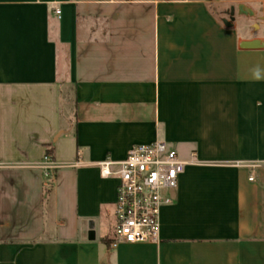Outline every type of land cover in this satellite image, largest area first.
Listing matches in <instances>:
<instances>
[{
  "label": "crops",
  "instance_id": "1",
  "mask_svg": "<svg viewBox=\"0 0 264 264\" xmlns=\"http://www.w3.org/2000/svg\"><path fill=\"white\" fill-rule=\"evenodd\" d=\"M236 1L0 0V264H264V26ZM155 141L176 199L114 247L98 163Z\"/></svg>",
  "mask_w": 264,
  "mask_h": 264
},
{
  "label": "built area",
  "instance_id": "2",
  "mask_svg": "<svg viewBox=\"0 0 264 264\" xmlns=\"http://www.w3.org/2000/svg\"><path fill=\"white\" fill-rule=\"evenodd\" d=\"M43 164L47 174L56 168L48 154ZM98 166L102 178L119 179L110 244L159 241L161 210L174 203L186 162L166 142L155 141L134 145L122 160L106 157Z\"/></svg>",
  "mask_w": 264,
  "mask_h": 264
},
{
  "label": "rangeland",
  "instance_id": "3",
  "mask_svg": "<svg viewBox=\"0 0 264 264\" xmlns=\"http://www.w3.org/2000/svg\"><path fill=\"white\" fill-rule=\"evenodd\" d=\"M233 7L235 9L236 16L242 19V23L245 22V24H248L256 31H259V25L264 26V0H237L233 3ZM230 18L232 19V17ZM253 25H255V27ZM70 99L71 98H69V102H71ZM67 100H63L65 112L68 111L66 106ZM68 107L70 109L71 104H69Z\"/></svg>",
  "mask_w": 264,
  "mask_h": 264
},
{
  "label": "water",
  "instance_id": "4",
  "mask_svg": "<svg viewBox=\"0 0 264 264\" xmlns=\"http://www.w3.org/2000/svg\"><path fill=\"white\" fill-rule=\"evenodd\" d=\"M231 15L234 14V8L231 9ZM229 24V22L226 21ZM231 24V23H230ZM241 47L243 48H258L261 47V41L259 39L245 40L241 42Z\"/></svg>",
  "mask_w": 264,
  "mask_h": 264
},
{
  "label": "clouds",
  "instance_id": "5",
  "mask_svg": "<svg viewBox=\"0 0 264 264\" xmlns=\"http://www.w3.org/2000/svg\"><path fill=\"white\" fill-rule=\"evenodd\" d=\"M254 79L256 80L264 79V77H262L261 75V71L259 70V68H257L256 71L254 72Z\"/></svg>",
  "mask_w": 264,
  "mask_h": 264
},
{
  "label": "trees",
  "instance_id": "6",
  "mask_svg": "<svg viewBox=\"0 0 264 264\" xmlns=\"http://www.w3.org/2000/svg\"><path fill=\"white\" fill-rule=\"evenodd\" d=\"M52 183V182H51ZM50 187H52V184L50 185Z\"/></svg>",
  "mask_w": 264,
  "mask_h": 264
}]
</instances>
